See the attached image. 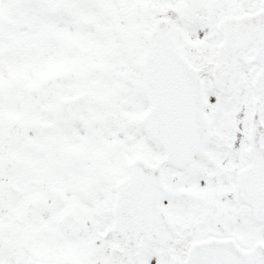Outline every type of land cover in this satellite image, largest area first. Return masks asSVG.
Listing matches in <instances>:
<instances>
[{
    "label": "snow or ice",
    "instance_id": "snow-or-ice-1",
    "mask_svg": "<svg viewBox=\"0 0 264 264\" xmlns=\"http://www.w3.org/2000/svg\"><path fill=\"white\" fill-rule=\"evenodd\" d=\"M0 264H264V0H0Z\"/></svg>",
    "mask_w": 264,
    "mask_h": 264
}]
</instances>
